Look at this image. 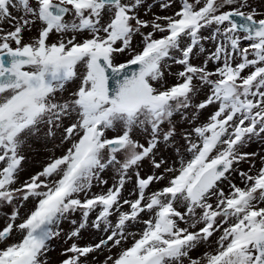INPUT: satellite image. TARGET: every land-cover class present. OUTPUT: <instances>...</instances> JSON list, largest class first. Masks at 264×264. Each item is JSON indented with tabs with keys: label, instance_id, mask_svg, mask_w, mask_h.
Wrapping results in <instances>:
<instances>
[{
	"label": "snow or ice",
	"instance_id": "snow-or-ice-1",
	"mask_svg": "<svg viewBox=\"0 0 264 264\" xmlns=\"http://www.w3.org/2000/svg\"><path fill=\"white\" fill-rule=\"evenodd\" d=\"M0 264H264V4L0 0Z\"/></svg>",
	"mask_w": 264,
	"mask_h": 264
},
{
	"label": "rangeland",
	"instance_id": "rangeland-1",
	"mask_svg": "<svg viewBox=\"0 0 264 264\" xmlns=\"http://www.w3.org/2000/svg\"><path fill=\"white\" fill-rule=\"evenodd\" d=\"M254 4L257 7L262 6V4H264V0H253ZM158 11V9H156ZM257 145H253L250 149L248 150H256L257 149ZM39 161H40V157L34 156L32 154H29V160L28 163L26 164V168L31 171L32 169L36 168L39 166ZM53 257L56 258V254H53Z\"/></svg>",
	"mask_w": 264,
	"mask_h": 264
}]
</instances>
